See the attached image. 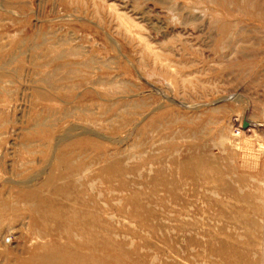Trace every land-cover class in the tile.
Returning a JSON list of instances; mask_svg holds the SVG:
<instances>
[{
	"label": "rangeland",
	"instance_id": "1",
	"mask_svg": "<svg viewBox=\"0 0 264 264\" xmlns=\"http://www.w3.org/2000/svg\"><path fill=\"white\" fill-rule=\"evenodd\" d=\"M259 2L221 11L208 0H0V189L55 170L56 139L71 126L89 127L107 152L138 166L129 185L154 212L148 220L127 205L128 192L102 182L104 165H96L93 194L107 210L97 219L115 241L143 248L157 264H264ZM136 125L146 134L137 137ZM29 223H4L14 228L10 249L24 244ZM167 243L179 252L169 254ZM188 245L193 251L180 254ZM224 245L244 258L216 256Z\"/></svg>",
	"mask_w": 264,
	"mask_h": 264
},
{
	"label": "bare ground",
	"instance_id": "2",
	"mask_svg": "<svg viewBox=\"0 0 264 264\" xmlns=\"http://www.w3.org/2000/svg\"><path fill=\"white\" fill-rule=\"evenodd\" d=\"M208 1L219 6L221 11L227 6H239L242 10H254V8L260 7L259 0ZM220 27L223 38L224 34L229 31L230 24L225 22ZM83 120L89 121L91 117L87 115L83 117ZM157 124V122H153V126H157ZM76 126L67 129L63 136L56 137L51 156L52 161L55 162V170L44 171L45 173L39 174L40 171L34 177H27L33 179V183L15 184L9 181L13 187L0 189V257L4 259V264H157L156 256L152 257L149 254H144L142 252L143 248L133 246L132 242L131 245H128L115 241L111 229L108 227L103 228L97 219L107 210L101 208L96 202L97 198L93 191L95 182L98 179L94 180L92 170L96 165L103 164L104 166L97 177L109 185L117 182L118 188L113 191L123 194L128 192L130 196L127 197L126 204L146 211L148 213L147 219L151 220L148 217L149 215L153 216L154 212L148 206H143L140 201V193L137 190H132L129 185L131 183L128 176L130 174L137 175L138 166L128 167L129 159L127 161L126 158L121 157L120 152H107L102 147L96 140L102 139L100 135L95 134L89 127ZM134 133H137V137H141V135L146 134V129H140V125H136L134 126ZM231 142L235 141L232 139ZM202 163L204 164V162ZM198 168L200 167L198 166ZM186 171H191L188 166ZM204 173L206 176L212 174L209 169H205ZM228 184L227 181V186H225L227 191L234 194L235 188L233 189V185ZM99 195L101 196V194ZM123 210L125 209L120 211L124 213ZM9 219L11 223L18 219L30 220L29 228L21 229L23 234L20 239H24L25 242L15 250L10 249L12 247L11 240L8 241L10 234L14 233L11 232L12 229L14 231V228L8 230L3 228L4 223ZM143 221L145 225H149L144 218ZM151 229L156 232L159 228ZM28 237L29 241L26 240ZM47 247H51L52 250L46 251ZM146 247L151 248L152 245L148 243ZM188 247L189 245L186 248L182 247L180 254L187 255L188 252H191L192 249ZM236 248L234 245L232 247L224 245L223 248L215 250V254L222 257L229 250L233 251V256L239 257L240 255L243 257ZM96 249H100V252H96ZM165 249L168 253L175 255L179 252L178 248L176 249L168 243ZM117 252L123 254V259ZM159 252L162 253L161 250ZM132 257L140 262L131 261L130 258ZM245 260L243 259V262L240 263L231 261H222V263L210 259L209 264H247Z\"/></svg>",
	"mask_w": 264,
	"mask_h": 264
},
{
	"label": "water",
	"instance_id": "3",
	"mask_svg": "<svg viewBox=\"0 0 264 264\" xmlns=\"http://www.w3.org/2000/svg\"><path fill=\"white\" fill-rule=\"evenodd\" d=\"M248 126V123L247 122H245V124H244V127H247Z\"/></svg>",
	"mask_w": 264,
	"mask_h": 264
}]
</instances>
